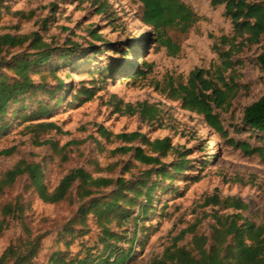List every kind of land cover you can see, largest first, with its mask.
I'll use <instances>...</instances> for the list:
<instances>
[{"label": "rangeland", "instance_id": "rangeland-1", "mask_svg": "<svg viewBox=\"0 0 264 264\" xmlns=\"http://www.w3.org/2000/svg\"><path fill=\"white\" fill-rule=\"evenodd\" d=\"M181 1L201 21L186 34L168 32L181 47L180 55L172 57L157 44L153 29L143 23L144 8L138 0H0V37L37 35L53 50L46 65L31 69L32 91L11 104L0 119V153L11 151L10 156L0 157V183L22 161L42 166L49 192L76 169H84L95 179L115 181L111 187L95 190L90 198H83L76 184L63 203L50 205L40 200L28 177L19 178L0 192L1 221L6 204L19 202L24 207L23 220L7 219L9 227L5 225L0 234V257L10 246L41 237L33 264H52L54 254L74 259L90 251L99 259L94 264H99L109 257V247L132 251L128 264H149L196 224L197 232L211 244L216 212L264 225V156L247 157L231 144L247 143L264 150V133L244 123L245 110L264 95L258 62L264 36L259 44L234 57L240 93L231 107L216 111L228 133L225 138L211 130L203 117L157 90L167 77L186 84L195 69H210L219 59L214 49L218 46L223 51L220 39L233 33L224 7L213 8L211 0ZM33 42L31 38L23 47L4 49L0 82L18 81L17 63L24 58L34 61L44 52L34 50ZM138 70L144 76H137ZM119 102L160 105L163 122L119 113L114 105ZM41 124H55L59 130L41 129ZM102 127L113 135L110 139L100 134ZM136 132L150 141L169 138L178 151L161 158L160 165L144 166L135 160L134 152L117 151L146 149L141 139L128 144L116 138ZM181 159L186 166L176 173ZM119 179L126 186L120 196L127 197L120 208L129 215L125 222L120 212L109 216L107 226L115 236L110 238L92 214L84 225L81 210L96 201H111ZM136 191L141 192L137 200ZM214 196L237 198L248 205V211L206 206V200ZM145 206L149 208L144 212ZM192 239L187 235L178 246L192 250Z\"/></svg>", "mask_w": 264, "mask_h": 264}, {"label": "trees", "instance_id": "trees-1", "mask_svg": "<svg viewBox=\"0 0 264 264\" xmlns=\"http://www.w3.org/2000/svg\"><path fill=\"white\" fill-rule=\"evenodd\" d=\"M138 1L144 8L142 21L147 27L153 29L157 44L166 49L172 57L180 55L181 47L173 41L168 32L176 30L186 34L201 21L200 16L181 0ZM211 6L213 8L224 7L225 17L232 22L233 26L232 36L220 39L223 51L218 46L214 49L219 54L218 61L212 64L208 70L195 69L192 71L186 84H176L173 78L167 77L163 84H158L157 90L168 100L181 103L184 110L203 117L211 130L227 138L228 133L225 131L216 111L231 107L240 93V86L236 81L237 77L234 71L236 67L234 57L241 55L249 46L259 44L264 36V0H211ZM31 38H34L32 48L44 52L39 53L38 58L34 61L24 58L17 63L15 70L19 77L18 81L0 82V119L6 114L11 104L18 103L21 97L32 91L31 69L34 66L46 65L53 52L51 46L44 43L37 35L12 36L7 34L0 37V55L5 48L23 47ZM100 40L103 41L102 38ZM258 62L264 75V52L259 56ZM144 66L149 67L147 63ZM137 76H144L143 70H138ZM134 78L135 76L131 79ZM114 105L117 112L139 115L142 120L150 123L156 122V124L161 125L164 119V112L157 104L143 102L133 106L119 102ZM121 106H124V110L121 109ZM244 123L253 131L264 133V95L245 110ZM38 127L51 131L59 130L55 124H41ZM100 134L108 139L113 136L103 127L100 129ZM116 138L128 144L141 139L146 149L143 147H123L117 151L118 153L134 152L135 160L148 167L160 165L161 158L178 151V148L173 145L169 138L150 141L146 136L137 132L121 134ZM231 144L241 149L247 157L264 156V150L261 148L253 149L250 144L236 143L235 141H231ZM10 154L11 151H4L0 153V157L10 156ZM185 166L186 161L181 159V163L174 168V171L176 173L184 171ZM24 176L28 177L31 187L40 200L50 205L63 203L76 184H80L83 198H90L95 194V190L108 188L115 184L114 180L95 179L84 169H76L69 172L53 192H49L44 183L45 173L42 166L38 163L22 161L7 172L0 183V192L6 187H12L19 178ZM116 183L118 190L111 201L105 203L96 201L89 209L82 208L81 210L84 225L87 216L92 214L99 228L103 229L105 235L110 238L115 236L111 235L107 226L111 221L109 216L115 212H120L122 214L121 220L125 222L129 215L125 209L120 208L121 202L127 200L126 196H120L126 189L125 181L119 179ZM140 195L141 192L136 191L135 200ZM131 203H135V201L133 200ZM205 205L220 207L223 210L248 211L247 204L237 198L230 197L214 196L208 198ZM148 208L149 206L142 207L144 212ZM1 217L3 220H0V234L5 225L8 224L9 227L8 218L23 220L24 207L19 202L8 203L2 208ZM213 219L217 226L213 227L211 244L206 236L197 232L198 224H196L183 231L166 249L162 257H155L149 264H264V225L258 226L248 219H242L239 215H220L219 212L213 215ZM241 221H244L242 225L239 224ZM187 235L193 236L192 250L178 246V243L185 240ZM41 245L42 238L37 237L28 240L25 244L10 246L0 257V264H33L39 255ZM106 250L110 251L109 257L100 261L99 264H128L132 258V251L127 252L117 247H109ZM79 255L74 259H68L54 254L52 264H94L99 260L93 251L86 253L85 257H83L84 254Z\"/></svg>", "mask_w": 264, "mask_h": 264}]
</instances>
